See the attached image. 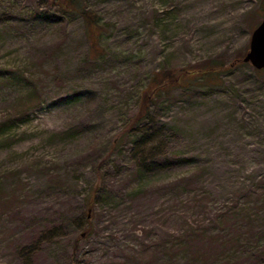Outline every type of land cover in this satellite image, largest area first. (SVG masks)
Returning a JSON list of instances; mask_svg holds the SVG:
<instances>
[{
  "label": "rangeland",
  "instance_id": "rangeland-1",
  "mask_svg": "<svg viewBox=\"0 0 264 264\" xmlns=\"http://www.w3.org/2000/svg\"><path fill=\"white\" fill-rule=\"evenodd\" d=\"M77 1L0 0V264H264V0Z\"/></svg>",
  "mask_w": 264,
  "mask_h": 264
},
{
  "label": "trees",
  "instance_id": "trees-1",
  "mask_svg": "<svg viewBox=\"0 0 264 264\" xmlns=\"http://www.w3.org/2000/svg\"><path fill=\"white\" fill-rule=\"evenodd\" d=\"M55 4H57L58 6H60L62 9H64L65 11H75L78 12L80 14H82L84 16V18L90 22L95 21L93 19V17L91 15H89V13L86 11V8H84L81 3L77 0H53ZM218 66H206L205 68H201L195 71L192 70H186L185 73H178L176 76H173V80L171 81L172 83L178 84L180 77L182 76H194L197 75V78H202L205 75H220L219 69H217ZM256 70V69H255ZM258 71V70H256ZM172 77H170L171 80ZM171 82H166V80L160 81L157 83V85L154 87V89H157L158 92L162 93L165 92L168 88H167V83L170 84L171 86ZM169 86V87H170ZM157 91L154 92L157 93Z\"/></svg>",
  "mask_w": 264,
  "mask_h": 264
},
{
  "label": "water",
  "instance_id": "water-1",
  "mask_svg": "<svg viewBox=\"0 0 264 264\" xmlns=\"http://www.w3.org/2000/svg\"><path fill=\"white\" fill-rule=\"evenodd\" d=\"M240 61L251 65L254 69H264V17L252 31L249 48Z\"/></svg>",
  "mask_w": 264,
  "mask_h": 264
}]
</instances>
